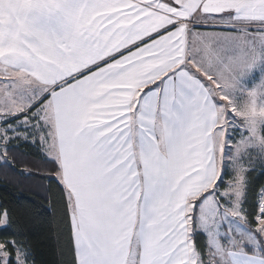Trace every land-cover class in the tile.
Here are the masks:
<instances>
[{
  "label": "snow or ice",
  "instance_id": "6c2138e0",
  "mask_svg": "<svg viewBox=\"0 0 264 264\" xmlns=\"http://www.w3.org/2000/svg\"><path fill=\"white\" fill-rule=\"evenodd\" d=\"M257 169L264 0H0V176L55 184L53 264H264ZM35 215L0 203V264H47Z\"/></svg>",
  "mask_w": 264,
  "mask_h": 264
},
{
  "label": "trees",
  "instance_id": "16d2710c",
  "mask_svg": "<svg viewBox=\"0 0 264 264\" xmlns=\"http://www.w3.org/2000/svg\"><path fill=\"white\" fill-rule=\"evenodd\" d=\"M20 151L31 160H39V157L35 154V150L29 146H24ZM253 178L258 183L264 184V176L260 175L259 169L253 174ZM56 191L54 183H52L50 190H45L33 183V179H26L22 184H13L8 179L0 176V203L7 202L8 206L17 209L18 214L23 213L25 207H34L35 219L26 222V218L21 217V224L25 231L31 230V239L35 243L39 259L46 261L47 264H53L57 259L50 246V242L46 239L51 235V226L46 222L51 215L48 212V205L51 203V199L55 197ZM45 195H48L50 199L45 200ZM33 200L37 201V205H32L31 202ZM40 213H43V215H39Z\"/></svg>",
  "mask_w": 264,
  "mask_h": 264
},
{
  "label": "crops",
  "instance_id": "0c3cea01",
  "mask_svg": "<svg viewBox=\"0 0 264 264\" xmlns=\"http://www.w3.org/2000/svg\"><path fill=\"white\" fill-rule=\"evenodd\" d=\"M201 30H203V29H201Z\"/></svg>",
  "mask_w": 264,
  "mask_h": 264
}]
</instances>
